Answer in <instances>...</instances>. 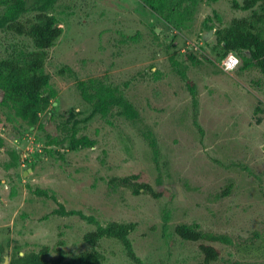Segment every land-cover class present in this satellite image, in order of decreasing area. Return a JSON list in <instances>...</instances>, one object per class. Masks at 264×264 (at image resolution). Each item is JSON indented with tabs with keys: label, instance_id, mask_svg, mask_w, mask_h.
I'll return each mask as SVG.
<instances>
[{
	"label": "rangeland",
	"instance_id": "obj_1",
	"mask_svg": "<svg viewBox=\"0 0 264 264\" xmlns=\"http://www.w3.org/2000/svg\"><path fill=\"white\" fill-rule=\"evenodd\" d=\"M34 1L25 0L27 9ZM47 13L61 29L43 64L55 91L49 114L27 130L0 106L2 261L14 246L19 254L47 247L48 262L57 248L66 255L85 251L81 237L92 226L84 216L134 223L128 239L143 264H203L200 244L218 254L209 264H264V77L247 54L224 72L211 53L215 30L250 12L230 10L227 0H199L179 33L140 0H56ZM24 46L32 50L0 29V60ZM97 82L116 89L138 119L88 117L76 137L93 141L91 148L68 151L52 139L43 147L46 134L64 138L65 112L89 115L80 86ZM147 133L157 144L155 160ZM129 175L161 196L108 188L110 178ZM179 224H196L230 244L181 241L172 233ZM98 250L103 264H129L114 241H101Z\"/></svg>",
	"mask_w": 264,
	"mask_h": 264
},
{
	"label": "trees",
	"instance_id": "obj_2",
	"mask_svg": "<svg viewBox=\"0 0 264 264\" xmlns=\"http://www.w3.org/2000/svg\"><path fill=\"white\" fill-rule=\"evenodd\" d=\"M54 1L56 0H35L33 6L27 9L25 0H0V29L8 31L13 36L24 38L32 47V50L26 51L27 46H24L25 49L20 48L17 52L0 60V106L12 112L14 118L26 123L27 130L42 125L40 117L42 114H49L52 107L51 100L55 95L54 89L49 85V77L43 70L46 50L61 34V29L55 25L54 18L47 13V9ZM197 1L199 0H140L141 4L148 8L154 16L158 19L161 17L169 24L168 29L175 30L177 33L181 32V29L188 28L185 20L190 15V8L192 11ZM207 1L215 2L216 0ZM227 1L230 10L250 12V14L245 17L232 18L228 24L216 29L211 53L218 61L228 53L233 54L237 59H243L247 54L245 59L249 61V66L255 68L264 77V0ZM256 6L259 7L258 11H255ZM29 10L36 13L31 18L21 20L20 16ZM215 16L218 19V16ZM151 34L155 37L153 29ZM245 67L247 66L243 69ZM62 72L60 70L58 73ZM152 74L156 73L152 72ZM189 90L190 95L194 97L193 87H189ZM116 92V89L103 86L98 82L97 85L80 86V98L89 106V115L80 118L82 114L77 111L65 112L67 116L62 129L65 133L64 138L55 141V138L46 134L43 138V147L50 145L52 142L48 139H52V144L56 147H63V144L67 143L64 149L68 151L91 148L93 141L84 136L76 137V133L81 123L84 124L88 117L95 115L102 118L110 115L128 122L136 121L138 119L137 110ZM192 123L199 130L194 117ZM37 139L40 141V137ZM143 140L155 160L158 149L154 137L147 133L143 136ZM13 166H16V162L6 164L5 168ZM138 179V175L112 177L108 180L107 186L113 191L116 189L127 191L132 196L143 194L151 199L161 196V193L154 190L148 183L139 182ZM160 184L158 180L156 185ZM81 218L92 226V230L86 231L81 237V241L87 246L85 251L66 255L60 248H57L56 259L48 262L46 260L47 247H41L36 252L28 251L19 254V248L14 246L7 256V264H103L104 256L98 250L103 240L114 241L120 245L124 258L129 264H143L134 255L128 239L134 230V223L110 221L100 224L92 217L81 216ZM166 218L164 216V220ZM172 233L184 242L205 241L230 244L225 236L203 233L197 229L196 224L175 225ZM62 244L58 242L59 246ZM198 251L202 254L203 264L215 262L218 257L216 250L210 245L200 244ZM2 253L3 248L0 246V263Z\"/></svg>",
	"mask_w": 264,
	"mask_h": 264
},
{
	"label": "built area",
	"instance_id": "obj_3",
	"mask_svg": "<svg viewBox=\"0 0 264 264\" xmlns=\"http://www.w3.org/2000/svg\"><path fill=\"white\" fill-rule=\"evenodd\" d=\"M237 59L232 55H227L220 63V68L222 71L227 72L233 70L237 63H234Z\"/></svg>",
	"mask_w": 264,
	"mask_h": 264
},
{
	"label": "clouds",
	"instance_id": "obj_4",
	"mask_svg": "<svg viewBox=\"0 0 264 264\" xmlns=\"http://www.w3.org/2000/svg\"><path fill=\"white\" fill-rule=\"evenodd\" d=\"M229 54H230V53H228L227 55H229ZM227 55H226V56H227ZM230 55L234 56L233 54H230ZM226 56H225V57H226ZM225 57H224V58H225ZM234 57H235V56H234ZM224 58H223V59H224ZM235 58H236V57H235ZM223 59H222V60H223ZM236 59H237V58H236ZM222 60H221V61H222ZM238 60H239V59H237V61H234V63H237V65H238ZM221 61H220V63H221ZM237 65H236V67H237ZM236 67H235V68H236ZM235 68H234V69H235ZM234 69H233V70H234ZM231 71H232V70H231Z\"/></svg>",
	"mask_w": 264,
	"mask_h": 264
},
{
	"label": "water",
	"instance_id": "obj_5",
	"mask_svg": "<svg viewBox=\"0 0 264 264\" xmlns=\"http://www.w3.org/2000/svg\"><path fill=\"white\" fill-rule=\"evenodd\" d=\"M262 150L264 151V148ZM1 264H7V258H4Z\"/></svg>",
	"mask_w": 264,
	"mask_h": 264
}]
</instances>
